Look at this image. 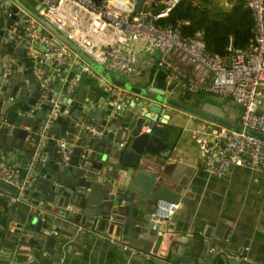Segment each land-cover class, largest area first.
Segmentation results:
<instances>
[{
  "label": "water",
  "instance_id": "1",
  "mask_svg": "<svg viewBox=\"0 0 264 264\" xmlns=\"http://www.w3.org/2000/svg\"><path fill=\"white\" fill-rule=\"evenodd\" d=\"M24 1L5 0L4 11L0 6V164L7 158L17 167L20 175H24L32 151L16 159L23 140L28 133L36 130L32 145L37 143L53 99L58 98L59 103L48 128V134L53 136L45 139L44 148L40 151L43 156L46 148H50L48 155L51 159L38 158L35 161L32 169L34 180L23 191L21 200L4 206L15 188L0 180V264H58L59 246L64 242L58 235L62 233L64 237H71L78 225L111 233L129 242L144 240L151 244L150 253L161 257L158 264H254L245 257L241 246L235 248L228 241V226L220 232L216 226L208 228L213 235V245H207L211 238L208 234L204 235L202 247L207 252L193 259L183 254L188 248L184 243L193 239L191 253L195 254L199 246L197 233L192 237L180 236L161 249L159 245L165 234L171 233L164 222L170 223L166 218L152 214L156 200L178 202L186 186V180L176 181L172 175H167L168 164L164 160L172 153L167 143L168 131L155 124L156 120L165 123L167 115L163 112H167L169 107L177 108L215 126L236 131L241 129V125L214 108L196 107L164 97L162 85L161 88H140L109 74L106 76L113 84L140 96L132 99L137 109L141 108L139 111L136 109L125 117L122 106L117 113L111 114L109 101L108 108L103 112L102 107L100 110L84 107L83 112H79L82 107L73 105L66 96L72 72L67 73L62 89L52 85L59 76L58 71L53 72L49 81L50 90L43 96L24 48L4 39L12 20L27 19L26 14L36 15V0ZM143 1L136 0L135 12L139 11ZM163 7L164 4H158L151 13L156 14ZM39 23L47 29L42 30L44 34L54 35L56 40L77 49L44 19L40 18ZM36 27L41 30V25L36 24ZM82 57L89 64L96 65L88 56L82 54ZM25 79L26 82H23ZM32 117L40 118L38 124L33 125ZM85 122L100 128L101 135L95 136L86 131L82 126ZM59 124H66V129L61 130ZM142 126L148 131L141 130ZM246 132L264 139V133L260 131L247 128ZM59 136L68 144L66 158L57 151ZM23 200L26 209L14 207ZM38 204L44 206L42 216L32 210ZM218 221L229 225V221L221 217ZM56 232L59 234L54 235ZM3 240L7 242L2 243ZM57 240H60L59 243H56ZM15 253L26 258L19 260Z\"/></svg>",
  "mask_w": 264,
  "mask_h": 264
},
{
  "label": "built area",
  "instance_id": "2",
  "mask_svg": "<svg viewBox=\"0 0 264 264\" xmlns=\"http://www.w3.org/2000/svg\"><path fill=\"white\" fill-rule=\"evenodd\" d=\"M152 0H144L148 5ZM176 0H163L164 4L156 14L141 8L134 11L136 0H38L36 15L26 14L27 19L12 20L4 35L16 46L24 48L26 56L31 60L32 72L39 82L42 95L50 90L49 81L54 68L69 63L80 72L91 74L102 83L109 95L111 114L117 113L132 93L113 83L99 79V75L91 71L87 63L81 62L73 55L71 46L47 36V30L39 23L42 18L62 34L70 44L98 64L105 65L113 71L128 75L135 72V52L128 42L141 43L146 49L156 50V65L167 71L170 77L184 81L189 93L200 90L212 95L225 97L240 106L238 120L240 130L216 126L210 140L198 136L197 148L203 155V168L209 174L220 177L232 166L254 168L264 172V139L246 132L251 128L264 133V97L259 94V87L264 83V0H244L253 19V45L245 48L234 47L226 57L210 53L204 46L201 34L183 36L180 24L173 27H157L154 20L165 16ZM155 3V5H158ZM2 10L6 9L4 0H0ZM155 6V7H156ZM154 9V8H153ZM36 24L41 25L38 30ZM42 49H37L36 44ZM172 55L188 62L194 73L187 75ZM47 66L50 70L47 72ZM52 69V70H51ZM201 73L208 74L209 85L204 87ZM59 99H53V106L47 114L39 138L31 152L25 173L20 175L18 169L10 164H0V180L14 186L15 191L9 197L11 202L19 200L23 191L32 184V169L38 158H42L45 139L53 116L57 113ZM90 134L99 136L102 133L92 123L82 125ZM143 131H148L147 127ZM25 141L29 137L24 138ZM57 151L66 158L68 144L63 137L56 140ZM179 207L178 202L156 200L153 215L168 219ZM38 208V215H42ZM100 240L128 253H135L136 248L111 233L93 231ZM138 253V252H137ZM139 254L143 257L145 253Z\"/></svg>",
  "mask_w": 264,
  "mask_h": 264
},
{
  "label": "crops",
  "instance_id": "3",
  "mask_svg": "<svg viewBox=\"0 0 264 264\" xmlns=\"http://www.w3.org/2000/svg\"><path fill=\"white\" fill-rule=\"evenodd\" d=\"M209 1L217 6L227 7L229 1L232 0ZM141 8H145V5ZM127 45L132 47L135 52L134 68L137 75L131 73L128 75L119 74L96 62L95 66L91 65L83 59V53L80 50L72 47L71 50L73 55L78 56L81 62L89 65L92 72L99 75L100 80L112 83L106 76V74H109L122 82L140 88H161L162 85V89H164L162 95L164 97H170L196 107L214 108L216 112L223 114L224 117L233 121L238 120L240 114L238 104L228 98L212 95L205 90L189 93L183 80L180 81L170 77L166 70L156 65V50L146 49L141 43L128 42ZM252 45L253 39L250 46ZM36 47L39 50L42 49L39 43L36 44ZM172 58L178 62L185 74L192 76L194 70L188 62L179 60L175 55H172ZM45 68L47 72L50 70L47 66ZM17 69L18 67L14 70ZM53 70L54 72L58 71L59 76L52 82V85L60 89L66 83L67 73L72 72V76L68 80L66 96L73 105L82 107L79 112H83L84 107L98 110L102 107V112L108 108L109 95L102 83L98 82L91 74L80 72L76 66L69 63L55 67ZM201 76L204 87H207L209 85L208 74L201 73ZM23 82H26V79ZM258 90L259 94L264 97V83L260 85ZM139 97V95L132 93L130 99L124 102L125 117L137 109V105L132 102V99ZM140 109L139 107L137 110ZM163 113L167 115L165 123H159L156 120L155 124L168 131L167 143L168 147L172 149V153L169 158L164 160L168 164L167 175H172V178L176 181L186 180V186L178 201L179 207L172 214L173 216L171 215L172 217L167 219L170 225L164 222L171 233L165 234L159 247L164 249L169 241L177 240L180 236L192 237L193 234L197 233L199 238L196 242L199 246L195 254L191 253V245L195 241L191 239V241L184 243L185 246L188 245V248H185L183 254L189 255L193 259L207 252L202 247L205 239L204 235L208 234V238H211L208 240L207 245H213V235L211 231H208V228L211 229V227L216 226L217 231L220 232L228 226L229 231L226 236L229 239L228 241L235 248L241 246L245 251V257L254 264H264V172L254 168L232 166L220 177L209 174L203 168V155L197 148V138L200 135L204 136L206 140H210L216 126L173 107H169V110ZM158 118L161 119L162 116H158ZM39 120L38 117H32L33 125L38 124ZM86 123L89 122L82 125ZM66 127V124H59L61 130H65ZM143 128L144 126L141 127V130ZM36 133V130H32L28 133L29 140H23V146L17 155V160L22 158L24 153L34 149L32 139ZM57 138H60V136ZM49 153L50 148H46L42 160L51 159ZM1 161H3L2 164L7 163L14 166L7 158ZM0 194H2L1 191ZM9 203L12 202L8 198L4 206H8ZM24 203L25 200L18 202L14 207L26 209ZM39 207L43 209L41 210L43 215L45 209L42 204L35 205L32 210L35 212ZM220 217L229 221V225L219 223L218 219ZM77 227L76 232L72 233L71 237H64L59 232L54 234H59L58 236L64 239L63 245L59 246L60 262L58 264H158V258L161 259L158 254L150 253L151 244L144 240L128 241L138 252L128 253L98 239L93 234L95 230H91L90 227H83L82 225ZM59 241L57 240L56 243H59ZM4 242L7 241L3 240L2 243ZM47 251L52 252V250ZM139 252L145 253V256L142 257ZM15 255L19 260L26 258L22 254L15 253ZM1 264L4 263L1 262ZM179 264L187 263L180 262Z\"/></svg>",
  "mask_w": 264,
  "mask_h": 264
},
{
  "label": "trees",
  "instance_id": "4",
  "mask_svg": "<svg viewBox=\"0 0 264 264\" xmlns=\"http://www.w3.org/2000/svg\"><path fill=\"white\" fill-rule=\"evenodd\" d=\"M152 0L144 9L150 11ZM179 22L183 36L201 34L205 48L220 57H226L234 47L245 48L252 44L253 19L244 0L229 1L227 7H220L209 0H176L165 16L154 20L157 27L170 28Z\"/></svg>",
  "mask_w": 264,
  "mask_h": 264
},
{
  "label": "flooded vegetation",
  "instance_id": "5",
  "mask_svg": "<svg viewBox=\"0 0 264 264\" xmlns=\"http://www.w3.org/2000/svg\"><path fill=\"white\" fill-rule=\"evenodd\" d=\"M39 208H41V207H39ZM43 210V209H42ZM35 213L38 215V212H37V210L35 211ZM39 216H42V215H39ZM89 229V228H88ZM92 230V229H91Z\"/></svg>",
  "mask_w": 264,
  "mask_h": 264
},
{
  "label": "rangeland",
  "instance_id": "6",
  "mask_svg": "<svg viewBox=\"0 0 264 264\" xmlns=\"http://www.w3.org/2000/svg\"><path fill=\"white\" fill-rule=\"evenodd\" d=\"M21 1L25 2L24 0H21Z\"/></svg>",
  "mask_w": 264,
  "mask_h": 264
}]
</instances>
